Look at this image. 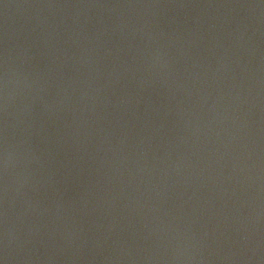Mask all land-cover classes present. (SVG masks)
<instances>
[{"label":"water","instance_id":"95a60500","mask_svg":"<svg viewBox=\"0 0 264 264\" xmlns=\"http://www.w3.org/2000/svg\"><path fill=\"white\" fill-rule=\"evenodd\" d=\"M0 264H264V0H0Z\"/></svg>","mask_w":264,"mask_h":264}]
</instances>
